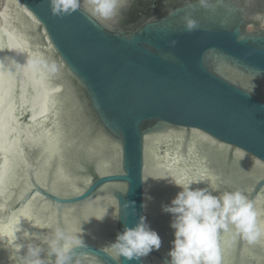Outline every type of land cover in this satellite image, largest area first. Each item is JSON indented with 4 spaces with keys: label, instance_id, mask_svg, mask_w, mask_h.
Masks as SVG:
<instances>
[{
    "label": "water",
    "instance_id": "obj_1",
    "mask_svg": "<svg viewBox=\"0 0 264 264\" xmlns=\"http://www.w3.org/2000/svg\"><path fill=\"white\" fill-rule=\"evenodd\" d=\"M0 264H264V0H0Z\"/></svg>",
    "mask_w": 264,
    "mask_h": 264
}]
</instances>
